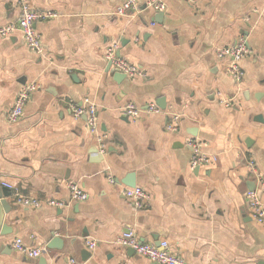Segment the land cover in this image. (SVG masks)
<instances>
[{
    "label": "crops",
    "instance_id": "obj_1",
    "mask_svg": "<svg viewBox=\"0 0 264 264\" xmlns=\"http://www.w3.org/2000/svg\"><path fill=\"white\" fill-rule=\"evenodd\" d=\"M121 1L28 0L58 14L33 24L42 53L30 51L18 31L0 38V179L39 199L69 201V184L87 194L62 208H31L9 189L0 264H156L115 243L129 230L142 243L165 240L185 264H264V218L251 217L244 196L254 188L248 159L264 181V0H159L162 10L120 16ZM18 14L15 0H0V26ZM241 37L249 52L236 81L226 72L230 57L217 50ZM112 43L143 77L114 81L103 58ZM28 82L40 88L21 119L9 123ZM85 98L96 105L98 136L84 116L71 115L70 104ZM128 102L140 109L134 120L120 112ZM152 103L160 112L148 110ZM167 111L181 114L176 133L165 129ZM187 137L216 160L192 168ZM129 173L147 193L143 209L121 195ZM259 199L264 208V190ZM53 236L61 249L46 248ZM15 238L45 252L19 253L11 247Z\"/></svg>",
    "mask_w": 264,
    "mask_h": 264
},
{
    "label": "built area",
    "instance_id": "obj_2",
    "mask_svg": "<svg viewBox=\"0 0 264 264\" xmlns=\"http://www.w3.org/2000/svg\"><path fill=\"white\" fill-rule=\"evenodd\" d=\"M19 6V14L16 22L8 23L0 26V38L9 37L15 31L20 32L22 41L25 46L36 54L42 53V44L38 32L34 29L33 24L36 21H44L57 17V13L50 11H40L32 8L28 0H15ZM189 3H194L195 0H187ZM163 3L159 0H148L142 5L137 0H122L121 3L115 8L117 15L123 16L126 14H135L144 8H153L156 11L163 9ZM142 7V9H141ZM118 44L112 43L107 45L104 50L103 58L110 63L114 71L123 73L125 77L135 78L143 77L144 74L135 65L129 63L117 55ZM248 48L245 38L241 37L234 45L222 47L217 50L219 57H230V61L226 66V72L231 77L239 81L242 73L239 69L238 62L248 55ZM40 85L37 82H28L22 85L18 91L11 109L6 115L7 122L15 123L21 119L24 107L33 92L38 90ZM148 110L153 112H160V110L152 103L148 106ZM70 111L73 118L84 116L88 130L98 136V124L96 116V105L88 98L83 99L80 105L70 104ZM120 112L123 116L129 119H136L140 113V109L133 103H125ZM167 121L165 123L166 131L176 133L179 131V122L181 114L174 111H167ZM98 150L103 153L105 144L102 137L97 138ZM186 145L190 148V166L192 168L199 167L200 165H208L216 160L214 155H208L201 149V144L193 137H187ZM247 167L252 175L254 188L244 193L246 203L250 209L251 217L260 222L264 218V208L259 199V192L264 190V181L259 173L253 159H248ZM110 183L115 181L109 178ZM0 186L6 187L12 191L13 200L24 206L37 208L42 205H50L57 208H62L69 204L71 201H84L87 199V194L76 184H69V201L56 200V199H39L29 195L22 194L13 185L0 179ZM121 195L127 199L131 205L136 209H143L146 206L148 199L147 193L140 187H122ZM115 243L121 247L131 248L136 254L142 255L149 261L156 264H185L183 259L177 254L170 251L168 243L163 240L158 245L142 243L137 240L133 231L122 232L116 239ZM85 245L88 249H93L96 242L93 239H85ZM11 247L15 251L25 254L29 257H38L45 252V247L31 248L26 245L21 238H15L11 242ZM70 264H82V262L70 259ZM210 264V263H209Z\"/></svg>",
    "mask_w": 264,
    "mask_h": 264
},
{
    "label": "water",
    "instance_id": "obj_3",
    "mask_svg": "<svg viewBox=\"0 0 264 264\" xmlns=\"http://www.w3.org/2000/svg\"><path fill=\"white\" fill-rule=\"evenodd\" d=\"M110 63H108V69H109ZM112 77L114 81L117 83L120 82L122 79L125 78V75L123 73H119L116 71H112ZM158 106L163 107V102H157ZM96 155H97V151ZM120 183L128 186V187H134L135 186V180H134V175L132 173H129L128 175L125 176L124 179H121ZM9 195V189L0 186V236H3L7 233L10 232V228L7 227L3 223V215L7 214L10 211V205L3 197ZM62 246V240L57 237H51V239L46 243V248L47 249H61ZM128 252L133 253V249L127 248ZM87 257H89V252L86 250H81V260H85ZM40 264H45V261H42Z\"/></svg>",
    "mask_w": 264,
    "mask_h": 264
}]
</instances>
